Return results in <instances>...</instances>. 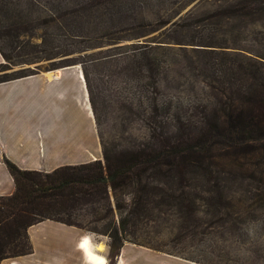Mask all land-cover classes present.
<instances>
[{
    "label": "rangeland",
    "instance_id": "obj_1",
    "mask_svg": "<svg viewBox=\"0 0 264 264\" xmlns=\"http://www.w3.org/2000/svg\"><path fill=\"white\" fill-rule=\"evenodd\" d=\"M248 1L0 0V50L8 58L0 78L79 65L106 149L156 148L162 140L150 127L158 123L167 144L184 141L196 134L190 127L200 107L216 104L221 83L205 77V56L175 43L214 41L229 48L228 57L264 49V11L231 14ZM142 45L161 47L147 53L151 68L138 52ZM152 104L169 109L155 116ZM171 173L170 180L152 181L137 207L125 190L115 192L120 211L110 193L49 214L36 208L0 229V258L26 250V225L49 217L82 230L113 260L108 234L126 216L122 246L136 252L200 264H264V175L216 163L180 181Z\"/></svg>",
    "mask_w": 264,
    "mask_h": 264
},
{
    "label": "trees",
    "instance_id": "obj_2",
    "mask_svg": "<svg viewBox=\"0 0 264 264\" xmlns=\"http://www.w3.org/2000/svg\"><path fill=\"white\" fill-rule=\"evenodd\" d=\"M253 4L264 8V0H251L248 3L243 2L237 11L231 14L245 15L247 11L258 9L264 11L258 7L252 9L250 5L253 6ZM175 45H189L193 47L191 49L193 54L205 56L207 61L203 65L208 71L205 77L221 83L217 94L214 95L216 104L201 106L199 116L194 122L195 126L193 124L190 127L195 131V136L167 144L163 141L164 138L162 139L163 125L158 123L154 125L156 128L150 127L155 137L162 140L156 148L116 151L108 150L100 144L102 162L97 160L86 165L63 166L51 173L20 171L13 163L3 158V163L15 182V189L9 197L0 198V229L11 222L24 219L36 208L49 214L57 209L60 211L65 205L73 207L82 201L108 199L110 194L115 202L114 207L120 211L123 206L116 199V191L127 190L132 193L136 197L137 207L141 204L142 195L150 183L170 180V172L174 173V177L180 181L184 180L186 174L192 169L204 166L209 168L216 163L226 168L249 170L251 173L257 172L259 175H264V49L260 48L261 52L244 51L249 56L238 53L228 57L225 49L229 48L225 44L220 45L214 41L192 39L182 44L175 43ZM156 47L147 45L139 47L142 51L138 52L146 62L145 65L150 68L151 62L149 63L147 53ZM160 48L158 46L157 50ZM0 55L5 62H8V58L1 50ZM3 64H0V68L5 66ZM33 74L0 78V83ZM84 78L91 101L86 74ZM91 109L95 120L96 115L92 106ZM168 109L169 107L152 104L150 112L156 116L161 111L167 112ZM190 118L189 116L186 120L189 123ZM239 159L245 160L247 164L250 163L249 167H244ZM46 219L69 225L65 221L45 217L29 222L26 229ZM125 222L126 216L120 217L117 222L118 227L108 234L110 238L108 248L110 255L113 256V260L107 258L108 264H114L122 247ZM30 252L31 248L28 244L26 250L10 257L15 258Z\"/></svg>",
    "mask_w": 264,
    "mask_h": 264
},
{
    "label": "crops",
    "instance_id": "obj_3",
    "mask_svg": "<svg viewBox=\"0 0 264 264\" xmlns=\"http://www.w3.org/2000/svg\"><path fill=\"white\" fill-rule=\"evenodd\" d=\"M85 83L79 65L0 83V198L15 189L3 158L20 171L37 173L102 159ZM26 236L31 252L2 259L0 264H92L81 247L83 241L102 264H108L79 228L46 219L27 227ZM114 264L200 263L158 259L123 245Z\"/></svg>",
    "mask_w": 264,
    "mask_h": 264
},
{
    "label": "bare ground",
    "instance_id": "obj_4",
    "mask_svg": "<svg viewBox=\"0 0 264 264\" xmlns=\"http://www.w3.org/2000/svg\"><path fill=\"white\" fill-rule=\"evenodd\" d=\"M83 251L85 252L86 254V257L89 259V261L92 263V264H102L103 261L98 258L96 255H94L91 250L89 249V245L87 244L85 247H83Z\"/></svg>",
    "mask_w": 264,
    "mask_h": 264
},
{
    "label": "snow or ice",
    "instance_id": "obj_5",
    "mask_svg": "<svg viewBox=\"0 0 264 264\" xmlns=\"http://www.w3.org/2000/svg\"><path fill=\"white\" fill-rule=\"evenodd\" d=\"M88 244V241H83L81 247H85Z\"/></svg>",
    "mask_w": 264,
    "mask_h": 264
}]
</instances>
